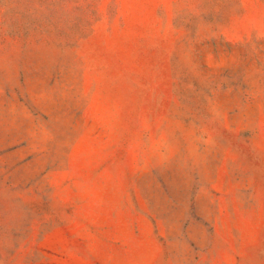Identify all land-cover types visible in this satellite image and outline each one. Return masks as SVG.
Segmentation results:
<instances>
[{
	"label": "rangeland",
	"instance_id": "1",
	"mask_svg": "<svg viewBox=\"0 0 264 264\" xmlns=\"http://www.w3.org/2000/svg\"><path fill=\"white\" fill-rule=\"evenodd\" d=\"M0 264H264V0H0Z\"/></svg>",
	"mask_w": 264,
	"mask_h": 264
}]
</instances>
